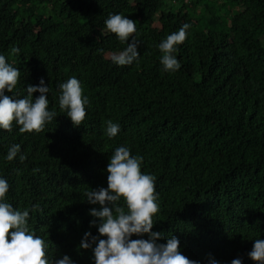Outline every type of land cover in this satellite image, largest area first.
<instances>
[{"label":"trees","instance_id":"obj_1","mask_svg":"<svg viewBox=\"0 0 264 264\" xmlns=\"http://www.w3.org/2000/svg\"><path fill=\"white\" fill-rule=\"evenodd\" d=\"M114 14L136 22L126 42L106 28ZM184 24L187 38L174 53L181 67L165 71L158 45ZM133 39L138 60L113 63L110 54ZM0 55L21 73L5 95L26 98L43 79L56 112L41 132L21 133L15 122L0 128L4 202L29 211L49 264L65 255L95 264V245L85 250L81 241L87 232L106 237L90 215L101 206L85 193L107 188L120 146L155 178L158 244L175 236L198 264H256L248 253L264 239V0H0ZM71 77L88 99L78 127L59 106V86ZM109 120L120 128L113 138ZM16 144L21 151L8 161Z\"/></svg>","mask_w":264,"mask_h":264},{"label":"clouds","instance_id":"obj_2","mask_svg":"<svg viewBox=\"0 0 264 264\" xmlns=\"http://www.w3.org/2000/svg\"><path fill=\"white\" fill-rule=\"evenodd\" d=\"M105 24L107 30L116 34L121 42L128 41L136 32V22L121 14L110 15ZM189 28V24H184L158 45L162 53L160 63L165 71L180 69L181 64L174 53L176 46L185 42ZM11 53L18 54L19 49L12 47ZM139 56L135 39L124 51L110 54L112 62L119 66L132 65ZM20 75V71L11 66L4 55H0V128L11 131L15 122L20 126L21 133L41 132L45 124L56 115L55 110L48 111L47 96L50 88L41 79L40 86H27L26 98L13 99L5 95V90L13 92ZM59 87L60 109L66 110L67 117L78 127L86 117L85 105L88 104L81 83L71 77ZM37 92L40 95L33 100ZM119 130L118 124L107 121L106 134L109 138L115 137ZM20 151L19 144L11 146L6 159L15 160ZM25 159V155H19L21 162ZM142 159L140 156H132L127 147L115 149L107 167V188L92 189L85 193L88 203L101 206L100 210L91 209L90 215L100 221L98 232L100 237L106 239L94 237L91 232H87L80 248L87 250L95 245V264H198L182 254L180 241L175 236L168 238L166 244L157 243L163 234L152 231L153 217L159 210L155 178L142 173ZM8 191V182L0 178V264H49L45 240L29 231V211L15 209L10 203L4 202ZM122 199L123 206L119 203ZM108 204L114 207L110 208ZM92 224L96 225V221L93 220ZM145 234L149 239H131L133 235ZM248 255L256 264H264V239H256ZM55 264H72V261L65 255L56 260ZM211 264L217 262L213 259ZM232 264H242V261L235 259Z\"/></svg>","mask_w":264,"mask_h":264}]
</instances>
